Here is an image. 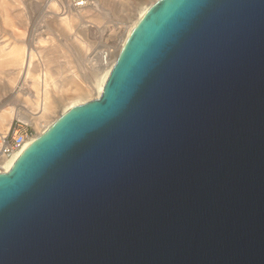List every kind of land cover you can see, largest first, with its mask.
<instances>
[{"label":"water","instance_id":"obj_1","mask_svg":"<svg viewBox=\"0 0 264 264\" xmlns=\"http://www.w3.org/2000/svg\"><path fill=\"white\" fill-rule=\"evenodd\" d=\"M0 264H264V0L155 1L0 172Z\"/></svg>","mask_w":264,"mask_h":264},{"label":"bare ground","instance_id":"obj_2","mask_svg":"<svg viewBox=\"0 0 264 264\" xmlns=\"http://www.w3.org/2000/svg\"><path fill=\"white\" fill-rule=\"evenodd\" d=\"M1 1L3 3V0ZM82 1H78L76 4ZM114 1L118 2L119 16H123L128 23L122 22V25L117 24L121 22H113L112 25L108 24L105 27L106 29L102 28V30L99 28V19L95 18L94 21L89 20L90 22L87 23V20L84 18L86 16L84 10V13L81 12L82 9L75 10L77 5L71 4L69 0L45 1L47 8L44 13L56 22L58 30L63 35L62 38L64 37V39L72 42L73 52L80 60V65L84 67V72L90 78L89 84L81 82L78 75L73 72V74L69 75L63 74V69L59 68L61 65L50 68L44 64L41 58L36 59L37 55L39 56V53L43 50L40 48V42L43 41L40 37L36 41L37 50L34 47L27 46L24 42L10 43L8 47L7 43H0V77L2 78H0V84L2 83L0 92V132H5L15 117L23 119L26 122H31L36 129V133L23 144L21 149L5 162L4 168L0 172L11 170L24 149L57 122L65 112L101 95L113 65L120 55L130 33L141 17L157 0H135L131 4L134 5V9L128 12L121 5L123 2H127V0ZM95 5H100L97 0ZM2 10L5 14V8H2ZM4 17L6 18L3 19L4 21L10 22L7 21L10 17ZM76 29L80 32L77 33ZM27 30L28 28L24 27L22 30H19V32L21 31L20 33H17L11 29L14 36L22 34L21 38H24L25 34H28ZM90 35L91 37H100V40L111 38L113 43L106 46V49L102 50L100 56L97 58V53L93 50V43L95 42L93 40H96V38H92L93 40H91L89 39ZM2 36H4L3 33H0V37ZM53 38L54 36L50 35L46 38L49 39L51 46L53 45ZM81 38L86 40L85 45ZM61 40L63 41V39ZM88 52H92L91 55H88ZM83 60L87 62V65L86 62H82ZM4 67H8L9 69L6 73L3 72ZM2 73L5 74L2 75ZM3 82L6 83L3 84ZM13 93L16 97H22V104L24 103V105L30 108L25 114L17 111L18 109L16 110L13 105H2L6 98Z\"/></svg>","mask_w":264,"mask_h":264},{"label":"rangeland","instance_id":"obj_3","mask_svg":"<svg viewBox=\"0 0 264 264\" xmlns=\"http://www.w3.org/2000/svg\"><path fill=\"white\" fill-rule=\"evenodd\" d=\"M45 1L46 0H3V3H2V1L0 0V33H3L4 35L0 37V43L1 44L7 43V47H8L10 43L13 44L16 42L17 43L24 42L26 43L27 46L34 47L35 50H37L36 48L38 47L36 45V41H38L40 37L43 40L42 42H40V48H42L43 50L41 51V53H39L40 57L37 55L36 59L41 58L44 64L48 65L50 68L59 67L61 65L59 68L63 69L62 70L63 74L69 75V74L75 73L78 75L79 80L81 82H83L84 84H89L90 78L89 76H87V73L84 72L85 71L84 67L80 65V62H79L80 60L74 54L73 48L71 46L72 42L64 39V37L62 38L63 35H61V32L58 30L59 28L56 25V22L52 18H49L47 14L44 13L45 9L47 8ZM97 1L100 4L98 6L95 5L96 0H83V3L79 4L78 7L75 8V10L82 9L81 12H83L84 10L85 13L84 12L83 13L86 15L84 18L87 20V23H89L91 20L94 21L95 18L99 19L100 21L99 28H101L100 30H102V28L106 29L105 28L106 25L108 24L112 25L113 22H116V23L121 22L117 24H122V22L125 24L128 23L126 22V19L123 18V16H119V13H118L119 8H118L117 1H114V0H97ZM134 1L135 0H130V1L127 0V2H123V4L121 5H123V7L125 8L127 12L130 10L132 11V9H134V5H131V4L134 3ZM2 8H5L4 11L6 15L4 14ZM1 11L4 15L1 13ZM4 16L10 17V19H8L7 21H10L11 24H9L10 22H6L3 20L5 18ZM53 22L55 25L53 24ZM24 27L28 28L27 30L28 34L27 35L25 34L24 38H21L22 34H17L16 35L17 37L14 36V34H12L13 32L11 31V29L15 30V32L17 33H20L21 31L19 32V30H22ZM76 31L77 33L80 32L77 29ZM49 35L54 36L52 46L50 45L49 39H46L47 36ZM60 38L63 39V41ZM92 38L93 39L96 38V40L95 39L93 40ZM99 38L100 37H93V36L91 37L90 35L89 39L95 41L93 43L94 44L93 50H97L104 46L105 47L109 46L113 43V40H111V38H108L107 40L106 38H104L105 40L104 39L100 40ZM81 40L83 41L85 45L86 40L84 38H81ZM57 44L58 46H56ZM91 53H89L88 55H91ZM82 62L85 63L86 61L84 62L83 60ZM86 65H87V62H86ZM8 70H9L8 67H4L3 72L6 73ZM5 73H2V75ZM5 83L6 82H3V84ZM1 86H2V83L0 84V92H1ZM21 98L22 97H16L13 93L6 98V100L4 101L2 105L3 106L8 105V104L13 105L16 108V110L18 109L17 111L25 114L30 108L27 105H24V103L22 104ZM28 123L32 125L31 122H28ZM32 126L34 127V125Z\"/></svg>","mask_w":264,"mask_h":264},{"label":"built area","instance_id":"obj_4","mask_svg":"<svg viewBox=\"0 0 264 264\" xmlns=\"http://www.w3.org/2000/svg\"><path fill=\"white\" fill-rule=\"evenodd\" d=\"M78 1L82 0H69L71 4L77 5V7L79 4L83 3L82 1L79 4H76ZM105 49L106 47H101L97 50H94V52L97 53V58L100 56L101 51ZM35 133V127L17 117L12 119L8 126V129L5 132H0V171H2V169L4 168L5 162L15 152L20 150L23 144L27 140H29Z\"/></svg>","mask_w":264,"mask_h":264}]
</instances>
